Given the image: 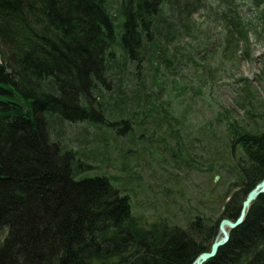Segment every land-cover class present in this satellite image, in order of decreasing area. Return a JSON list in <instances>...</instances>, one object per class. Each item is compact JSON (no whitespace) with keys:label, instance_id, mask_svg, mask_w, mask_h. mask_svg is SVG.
<instances>
[{"label":"trees","instance_id":"trees-1","mask_svg":"<svg viewBox=\"0 0 264 264\" xmlns=\"http://www.w3.org/2000/svg\"><path fill=\"white\" fill-rule=\"evenodd\" d=\"M102 1L0 0V264H192L264 177V132H232L238 186L214 222L184 228L135 218L108 178L79 177L80 152L50 137L66 121L110 132L96 89L171 28L160 13L172 0H126L121 21ZM205 264H264V194Z\"/></svg>","mask_w":264,"mask_h":264},{"label":"rangeland","instance_id":"rangeland-1","mask_svg":"<svg viewBox=\"0 0 264 264\" xmlns=\"http://www.w3.org/2000/svg\"><path fill=\"white\" fill-rule=\"evenodd\" d=\"M125 1L101 3L121 21ZM160 15L171 25L160 50L143 44L96 89L111 131L66 121L50 141L80 152L79 177L103 175L129 196L133 217L212 223L238 186L232 132H264V0H172Z\"/></svg>","mask_w":264,"mask_h":264},{"label":"water","instance_id":"water-1","mask_svg":"<svg viewBox=\"0 0 264 264\" xmlns=\"http://www.w3.org/2000/svg\"><path fill=\"white\" fill-rule=\"evenodd\" d=\"M218 180V178H215ZM264 193V178L262 181L255 186L253 190L248 194L247 198L244 200L241 206V211L238 219L235 222H230L227 220L221 221L219 224V233L215 238L214 242L210 246L209 252L200 254L197 259L194 261V264H203L208 260L214 258L222 246H224L230 236V231L237 228L244 221L246 212L249 210L250 204L261 194Z\"/></svg>","mask_w":264,"mask_h":264},{"label":"bare ground","instance_id":"bare-ground-1","mask_svg":"<svg viewBox=\"0 0 264 264\" xmlns=\"http://www.w3.org/2000/svg\"><path fill=\"white\" fill-rule=\"evenodd\" d=\"M215 178H218V177H215ZM215 178H214V182H217V180H216ZM263 178H264V177H263ZM257 185H258V184H257ZM254 188H255V187H254ZM254 188H253V189H254ZM253 189H252V190H253ZM250 192H251V191H250ZM250 192H249V193H250ZM249 193H248V194H249ZM248 194H247V196H248ZM263 194H264V193H263ZM263 194H261V195H263ZM247 196H246V198H247ZM259 196H260V195H259ZM246 198H245V199H246ZM245 199H244V200H245ZM256 199H257V198H256ZM256 199H255V200H256ZM255 200H254V201H255ZM254 201H253V202H254ZM243 202H244V201H243ZM253 202H252V203H253ZM252 203H251V204H252ZM251 204H250V206H251ZM241 206H242V205H241ZM250 206H249V208H250ZM240 211H241V210H240ZM246 213H247V212H246ZM239 215H240V214H239ZM238 217H239V216H238ZM245 217H246V215H245ZM237 219H238V218H237ZM237 219H236V220H237ZM244 219H245V218H244ZM236 220H235V221H236ZM227 221H230V220H227ZM235 221H234V222H235ZM230 222H232V221H230ZM239 226H240V225H239ZM239 226H238V227H239ZM235 229H236V228H235ZM231 231H232V230H231ZM196 259H197V258H196ZM196 259H195V260H196ZM195 260H194V261H195ZM205 263H206V262H205ZM205 263H203V264H205ZM192 264H194V262H193Z\"/></svg>","mask_w":264,"mask_h":264}]
</instances>
